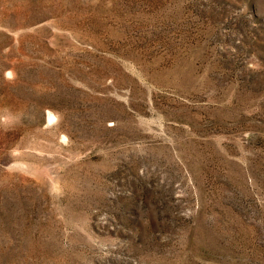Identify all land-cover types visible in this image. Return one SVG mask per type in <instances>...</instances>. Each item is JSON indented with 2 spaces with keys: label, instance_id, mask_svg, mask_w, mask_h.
Wrapping results in <instances>:
<instances>
[{
  "label": "rangeland",
  "instance_id": "obj_1",
  "mask_svg": "<svg viewBox=\"0 0 264 264\" xmlns=\"http://www.w3.org/2000/svg\"><path fill=\"white\" fill-rule=\"evenodd\" d=\"M0 264H264V0H0Z\"/></svg>",
  "mask_w": 264,
  "mask_h": 264
},
{
  "label": "bare ground",
  "instance_id": "obj_2",
  "mask_svg": "<svg viewBox=\"0 0 264 264\" xmlns=\"http://www.w3.org/2000/svg\"><path fill=\"white\" fill-rule=\"evenodd\" d=\"M49 116H52V114H51V113H49Z\"/></svg>",
  "mask_w": 264,
  "mask_h": 264
}]
</instances>
